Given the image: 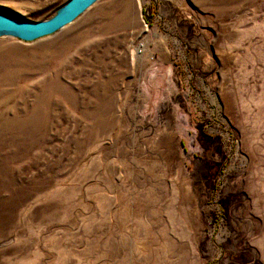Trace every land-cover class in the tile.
I'll list each match as a JSON object with an SVG mask.
<instances>
[{
  "label": "rangeland",
  "instance_id": "obj_1",
  "mask_svg": "<svg viewBox=\"0 0 264 264\" xmlns=\"http://www.w3.org/2000/svg\"><path fill=\"white\" fill-rule=\"evenodd\" d=\"M0 264H264V0H96L0 34Z\"/></svg>",
  "mask_w": 264,
  "mask_h": 264
},
{
  "label": "water",
  "instance_id": "obj_2",
  "mask_svg": "<svg viewBox=\"0 0 264 264\" xmlns=\"http://www.w3.org/2000/svg\"><path fill=\"white\" fill-rule=\"evenodd\" d=\"M96 0H67L51 17L33 19L0 10V34H14L32 41L53 34L71 23Z\"/></svg>",
  "mask_w": 264,
  "mask_h": 264
}]
</instances>
